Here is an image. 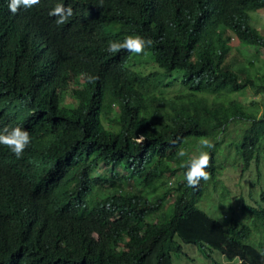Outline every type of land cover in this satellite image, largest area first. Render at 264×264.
<instances>
[{
    "label": "trees",
    "instance_id": "trees-1",
    "mask_svg": "<svg viewBox=\"0 0 264 264\" xmlns=\"http://www.w3.org/2000/svg\"><path fill=\"white\" fill-rule=\"evenodd\" d=\"M58 2L0 9V123L36 111L23 156L0 150V252L25 264H173L186 246L207 264H264V60L252 57L264 29L250 15L264 0H62L73 9L63 25L49 15ZM219 28L243 45L236 70ZM130 34L154 41L141 54L148 72L106 51ZM62 69L78 89L66 92ZM248 89L260 100L232 99ZM201 136L216 147L192 188L176 152ZM232 152L235 186L249 174L234 207L221 178ZM206 199L229 200V213Z\"/></svg>",
    "mask_w": 264,
    "mask_h": 264
},
{
    "label": "clouds",
    "instance_id": "clouds-1",
    "mask_svg": "<svg viewBox=\"0 0 264 264\" xmlns=\"http://www.w3.org/2000/svg\"><path fill=\"white\" fill-rule=\"evenodd\" d=\"M42 0H0V9L3 7L8 8L9 12L15 15L19 10H31L38 6ZM67 7V8H66ZM65 7L64 3H55V6L50 10L49 15L52 16L57 25H63L67 22L68 18L73 15V9L68 5ZM216 18L222 19L217 13L210 18V21H214ZM218 33H224L227 36H231V41L228 44L232 48L231 53L237 52L240 56L243 53V45L240 40L234 34H230L229 31L219 28ZM154 41L150 37L141 36L139 34H130L121 40H110L107 42L106 51L110 54H117L122 49L128 53L141 55L145 54L146 50L153 45ZM232 62L227 58V64ZM232 69H235V62H232ZM236 70V69H235ZM72 73H66L65 69H62L61 81L68 86L66 92L74 89H78L77 84L71 78ZM97 77L89 75L87 80L89 82L96 80ZM83 79H81V82ZM68 97V96H66ZM65 97V99H66ZM70 97V96H69ZM64 99V100H65ZM71 99V97H70ZM75 103L73 99L71 102ZM36 119V111L30 110V112L20 117V122L17 124L0 123V150L4 152L10 151L14 156L19 159L23 156L24 150L29 147L32 141L30 136V129L32 128V121ZM136 142L140 143L144 140L143 135L135 137ZM215 141L208 136H201L195 145L189 150L185 148H179L176 152L177 158L184 169L183 179L187 186L196 188L200 185L201 181H207L209 179L208 168L210 165V159L213 151L215 150ZM264 248V245L262 246ZM26 256L21 259L15 254H6L0 252V264H25Z\"/></svg>",
    "mask_w": 264,
    "mask_h": 264
},
{
    "label": "rangeland",
    "instance_id": "rangeland-1",
    "mask_svg": "<svg viewBox=\"0 0 264 264\" xmlns=\"http://www.w3.org/2000/svg\"><path fill=\"white\" fill-rule=\"evenodd\" d=\"M252 17V21L255 25L258 26V28L264 29V10H260L257 13H251L250 14ZM252 47H245L244 49H251ZM246 54V52H245ZM232 55L234 56L235 60V69L236 67L239 68V63L242 61L241 56L237 52H233ZM252 57L254 60H264V48H258L256 51L252 52ZM149 57L148 56H142V55H136L133 54L130 58L132 62L135 64L137 63L138 66L136 67L137 69L143 70L145 72H148L150 68H152L153 63L149 62ZM253 91V89H251ZM250 89L248 91H244L242 93H237V94H232V99H236L238 101H241L242 103H249L251 100H256L259 101L260 98L259 96H256L255 94L252 93ZM173 91L176 92H181L182 90L177 87L174 88ZM65 102H71L70 97H66ZM244 126L237 123L235 125H231L228 128V136L226 140H231L235 137H237V134L239 133V130L243 128ZM191 148H189L190 150ZM226 163L223 166L222 169V175L221 178L222 180L227 184V186L230 187L232 190V193L235 195H232L230 198V202H232V206L234 207V203L236 204L239 200V194L242 193L243 196L245 195L247 189H248V182H249V174H244L242 180H241V187L235 186L236 180L239 179L240 175V167L235 165V157H234V152L231 153L227 157V160L225 161ZM214 195L210 197V199L213 200ZM212 200L206 199L204 202L206 209L215 211L217 214H228L227 206L229 205V200H225L221 203H218V201L214 202ZM218 200V199H217ZM237 205V204H236ZM201 209L205 210L201 205H199ZM239 213V211H237ZM184 248V257L181 259L174 257L173 259V264H207L201 257H198L197 253H193L192 255H189V252H193L191 248H186V246H183Z\"/></svg>",
    "mask_w": 264,
    "mask_h": 264
}]
</instances>
